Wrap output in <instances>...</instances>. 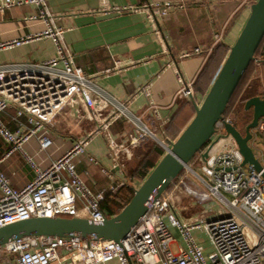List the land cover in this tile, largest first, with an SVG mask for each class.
Instances as JSON below:
<instances>
[{
	"label": "built area",
	"instance_id": "2783aa9c",
	"mask_svg": "<svg viewBox=\"0 0 264 264\" xmlns=\"http://www.w3.org/2000/svg\"><path fill=\"white\" fill-rule=\"evenodd\" d=\"M49 1L0 0V11L36 5L39 13L26 20L42 19L47 26L36 36L30 34L0 43V50L21 46L34 37H49L56 46V55L44 61L0 63V136L10 144L0 162L16 150L24 152V143L34 135L39 136L42 148L49 147L52 140L46 136L47 125L67 104L78 99L95 111L100 99L110 107L112 118L130 122V144L138 145L150 138L167 150L171 145L162 142L128 102L100 87L92 75L76 64L75 55L65 42L64 28L54 24ZM202 52L196 47L184 55ZM260 54H264V39ZM254 61L262 60L256 54ZM177 78L182 84L179 94L193 98L192 84L186 83L179 71ZM10 107L16 109L11 115L17 126L14 130L1 117ZM225 119L230 120L226 116ZM223 128L224 122L218 121L217 141L227 139L223 148L218 152L209 150L208 157H204L207 146L185 166L184 170L193 177L192 183L188 185L181 179L182 171L157 199L148 202L146 213L120 242L78 234L32 235L11 240L4 247L16 255V264H264V150L260 156L256 154L262 171L249 163L242 165L244 158L236 141L231 136L223 137ZM84 152L85 143L78 142L47 168L24 152L35 176L23 188L14 187L0 169V227L39 216L79 217L95 222L109 218L101 203L108 193L126 183L93 191L77 169L76 157ZM120 153L114 144V169L125 168L123 162H118ZM90 160L96 162L93 157ZM180 186L196 195L202 204L214 200L219 209L211 206L207 213L202 208L194 217H183L176 202ZM199 229L208 236L210 249L198 242L194 231ZM176 232L181 235L182 244L175 252L172 246Z\"/></svg>",
	"mask_w": 264,
	"mask_h": 264
},
{
	"label": "crops",
	"instance_id": "0c3cea01",
	"mask_svg": "<svg viewBox=\"0 0 264 264\" xmlns=\"http://www.w3.org/2000/svg\"><path fill=\"white\" fill-rule=\"evenodd\" d=\"M255 1L50 0L48 7L54 24L65 30L64 39L75 55L76 64L92 75L100 87L128 102L130 109L144 118L157 137L171 145L194 117V101L201 103L211 88L228 48L238 38ZM38 13L39 8L32 4L0 11V43L44 31L47 26L42 19L26 20ZM196 47L203 52L184 55ZM216 48L227 53L226 56L200 77ZM55 55L56 46L51 38L34 37L21 46L1 49L0 63L38 62ZM262 57L264 59V54ZM262 62L264 66V60ZM263 66L259 93L251 90L254 80L251 78L244 95L253 93L254 96L264 91ZM177 71L182 73L186 83L192 84L193 98L179 94L182 84ZM95 109L87 107L80 99L72 100L47 125L46 136L52 140L51 145L42 148L39 136L34 135L24 143V152L39 166L47 168L83 141L85 152L76 157L77 169L93 191L121 182L134 190L131 184L141 178L130 175L133 169H138L149 154L146 161L157 164L167 150L150 138L138 145L130 144L132 124L124 118H112L110 107L100 99ZM15 112L16 109L10 107L1 114L13 130L17 128L11 119ZM256 136L251 142L253 148L257 147L261 135ZM226 140L215 141L210 151H220ZM113 142L120 148L118 162H123L125 168H113L116 163L112 155ZM9 149L10 144L0 136V158ZM24 152L16 150L0 162V169L17 188H23L35 176Z\"/></svg>",
	"mask_w": 264,
	"mask_h": 264
},
{
	"label": "water",
	"instance_id": "95a60500",
	"mask_svg": "<svg viewBox=\"0 0 264 264\" xmlns=\"http://www.w3.org/2000/svg\"><path fill=\"white\" fill-rule=\"evenodd\" d=\"M264 39V0L251 5L250 15L221 66L217 77L201 103L194 101L195 115L179 137L171 144L161 160L142 184L134 189L129 203L117 214L103 222L79 217H32L0 227V247L11 240L32 235L69 236L78 234L94 239H113L120 242L139 222L148 210V202L157 199L181 174L185 166L208 146L204 157L215 143L218 121L224 122L223 137L231 136L243 155L242 165L247 163L262 171L251 142L263 135L264 94L249 97L244 109L252 111V119L242 132L232 121L225 119V111L237 90L245 72L256 58ZM206 146V147H207ZM264 176V172H263Z\"/></svg>",
	"mask_w": 264,
	"mask_h": 264
},
{
	"label": "rangeland",
	"instance_id": "374dc122",
	"mask_svg": "<svg viewBox=\"0 0 264 264\" xmlns=\"http://www.w3.org/2000/svg\"><path fill=\"white\" fill-rule=\"evenodd\" d=\"M257 57H258V60H260V59L264 60L262 55L260 54V51L257 54ZM262 66H263V62L258 63L256 61H254L252 63L248 73L246 74V77H245L241 87L234 94L233 98L231 99L230 105H229V109H228V113H227L226 117H228L230 119V121L235 122L236 125L238 127H240L239 129L242 132L245 131L246 125L252 119V115H251V113H249L252 111H246L244 109V105H245L244 97L246 96L244 94H245L246 87H247L246 83L249 79L254 78V80L252 81L251 90L253 92L259 93V82L261 79V73H263ZM218 137H219V134H215L214 137L212 138V140H213L212 142H214V141L218 142L217 141ZM257 143H258L257 147L254 148V150H255L256 154H258L260 156L261 151L264 150V133H263V135H261L259 137ZM136 171H137V169H133V171L130 173V175L132 176L134 173H136ZM182 173L183 174L181 176V179L186 184H188V185L191 184L193 177L188 172V170L185 169V170H183ZM142 182H143V180H140V181L135 183L137 188L142 184ZM176 184H178V181L176 182ZM200 187L203 188L202 186H200ZM176 202L178 203L179 207L181 208L182 215L185 217H190L192 215H195L202 208H203L202 212L207 213L210 210L211 206L214 208V210L219 209V207H220L219 205L218 206L216 205V202L214 200H211V201H208V202H205L204 204H202V201L196 195H192V194L188 193L185 190V188L181 187V186H180L179 191L177 192ZM194 234H195L199 243L204 245L205 248L210 249L211 243L208 239V236L202 230H200V229L196 230V231H194ZM175 237H176V242L173 244L172 248L176 252V251H178V245L182 244V237L178 232L175 233ZM16 261H17L16 255L7 252V250L4 246L0 247V264H16Z\"/></svg>",
	"mask_w": 264,
	"mask_h": 264
},
{
	"label": "trees",
	"instance_id": "16d2710c",
	"mask_svg": "<svg viewBox=\"0 0 264 264\" xmlns=\"http://www.w3.org/2000/svg\"><path fill=\"white\" fill-rule=\"evenodd\" d=\"M228 49L229 50H227V52L229 53L230 48H228ZM259 51H260V47H259V49L257 51V54L259 53ZM226 54L223 53V50L220 51L218 48L213 50V52L209 56V59H208L207 63L205 64V66H204V68H203V70H202V72L200 74V77L205 76L206 72L209 71L208 69H210L211 66L213 67L217 63H219L226 56ZM251 65H250V67H251ZM250 67L245 72V74H244V76H243V78H242L237 90L241 87V85H242V83H243V81H244V79L246 77V74L248 73ZM198 85H199V81H197L196 84H195L196 88H198ZM237 90L235 91V93L237 92ZM251 96H253V93H248V95L244 97V101H246ZM229 105H230V103H229ZM229 105H228V107H227V109L225 111V114H224L225 116L228 113ZM233 123L236 125L235 122H233ZM148 157H150V154L146 158H148ZM146 158H144L143 161L140 162L136 173L133 174V175H138L141 178V180H143V181L149 175V173L152 171V169L156 166V164L151 165L150 163H148V161H146ZM133 195H134V190L130 189L129 187L122 186L116 192L109 193L106 196V199L101 203V207L104 210H108L109 211V215L111 217V216L119 213L124 208V206H126L129 203V201L131 200Z\"/></svg>",
	"mask_w": 264,
	"mask_h": 264
}]
</instances>
